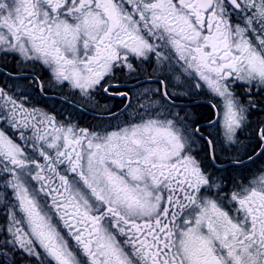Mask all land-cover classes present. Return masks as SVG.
Instances as JSON below:
<instances>
[{"label": "snow or ice", "instance_id": "obj_1", "mask_svg": "<svg viewBox=\"0 0 264 264\" xmlns=\"http://www.w3.org/2000/svg\"><path fill=\"white\" fill-rule=\"evenodd\" d=\"M0 64V264H264V0H0Z\"/></svg>", "mask_w": 264, "mask_h": 264}, {"label": "flooded vegetation", "instance_id": "obj_2", "mask_svg": "<svg viewBox=\"0 0 264 264\" xmlns=\"http://www.w3.org/2000/svg\"><path fill=\"white\" fill-rule=\"evenodd\" d=\"M11 64L8 65L7 68H4L2 64H0V87L5 86V83L7 85H12L14 83L13 80L8 79L6 76L3 75L4 71H12ZM37 72L39 70H36ZM21 84L27 83V81H20ZM98 101L100 100L99 104L101 106L108 105L109 107H116L118 108L120 104L122 103L119 99H113L111 97H104L100 96L97 98ZM33 103L39 102V105L41 107L46 108L48 111L61 113L64 112L65 115L70 116L72 119L77 121L81 127H90L94 124H96L98 121L95 119L99 113H97L92 108H88L86 110H75L68 108L66 105H64L60 99H59V90H52L49 91L46 96L41 97L39 94H33L32 96ZM192 105V110L198 111L199 109L204 110L205 108L201 106L202 104V98L198 96L190 97L188 101ZM199 102V103H198Z\"/></svg>", "mask_w": 264, "mask_h": 264}, {"label": "trees", "instance_id": "obj_3", "mask_svg": "<svg viewBox=\"0 0 264 264\" xmlns=\"http://www.w3.org/2000/svg\"><path fill=\"white\" fill-rule=\"evenodd\" d=\"M195 112H197L199 114V113L204 112V110L199 109L198 111H195Z\"/></svg>", "mask_w": 264, "mask_h": 264}, {"label": "rangeland", "instance_id": "obj_4", "mask_svg": "<svg viewBox=\"0 0 264 264\" xmlns=\"http://www.w3.org/2000/svg\"><path fill=\"white\" fill-rule=\"evenodd\" d=\"M99 102H100V100H99ZM100 105V104H99ZM97 113H99L98 111H96Z\"/></svg>", "mask_w": 264, "mask_h": 264}]
</instances>
